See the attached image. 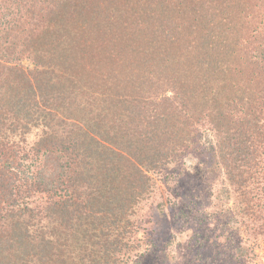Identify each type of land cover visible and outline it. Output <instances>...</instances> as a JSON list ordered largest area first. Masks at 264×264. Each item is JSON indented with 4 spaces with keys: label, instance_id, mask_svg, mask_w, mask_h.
Wrapping results in <instances>:
<instances>
[{
    "label": "trees",
    "instance_id": "1",
    "mask_svg": "<svg viewBox=\"0 0 264 264\" xmlns=\"http://www.w3.org/2000/svg\"><path fill=\"white\" fill-rule=\"evenodd\" d=\"M180 162L264 243V0H0V264H180Z\"/></svg>",
    "mask_w": 264,
    "mask_h": 264
},
{
    "label": "rangeland",
    "instance_id": "2",
    "mask_svg": "<svg viewBox=\"0 0 264 264\" xmlns=\"http://www.w3.org/2000/svg\"><path fill=\"white\" fill-rule=\"evenodd\" d=\"M187 158V157H186ZM189 160V159H187ZM175 175L170 186L160 184L156 186L152 197L145 204L146 214L157 216L152 208L158 200H163L164 208L167 211L170 220L172 232L186 231L185 236L190 239L191 234L194 238H198L197 243L193 245L183 246L182 257L180 264H264V243L258 242L259 245L254 246V252L241 259H236L235 252L237 247L244 242L245 235L238 230L227 227V221L223 219L215 223L208 224L206 217L209 215L211 207H205L212 202L209 189L212 188L209 180H215L206 174L200 175L197 166L190 168L181 162L172 167ZM213 183L214 190L216 189V180ZM214 193V192H213ZM153 198V199H152ZM151 206V208H149ZM205 209V211H204ZM208 212V213H207ZM193 229V233L191 229ZM215 230V231H214ZM221 236L223 243L210 239L211 236ZM156 239V240H155ZM157 244V238L155 237ZM177 248L184 245L175 239ZM202 240V245L199 247V242ZM160 245L163 242H158ZM180 244V245H179ZM175 245V243H174ZM178 252V250H177ZM194 254L199 258L195 260ZM253 254L257 256H253ZM157 248L147 251L142 264H167L165 259L159 256ZM236 257V258H235Z\"/></svg>",
    "mask_w": 264,
    "mask_h": 264
}]
</instances>
